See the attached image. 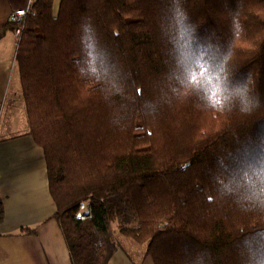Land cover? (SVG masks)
Instances as JSON below:
<instances>
[{"label": "trees", "instance_id": "trees-1", "mask_svg": "<svg viewBox=\"0 0 264 264\" xmlns=\"http://www.w3.org/2000/svg\"><path fill=\"white\" fill-rule=\"evenodd\" d=\"M224 2L184 0L202 32L228 37ZM227 3L239 6L244 28L236 67L252 73L264 99V0ZM164 9L163 0H60L54 12L53 0H33L25 18L15 66L70 264H107L118 246L110 231L116 220L153 264H201L197 253L205 251L211 259L203 264H241L234 238L264 225V213L245 212L232 198L207 199L215 195L208 168L216 153L233 134L260 131L264 108L242 116L175 102L158 34ZM82 23H94L112 50L119 95L79 77ZM83 204L89 215L79 219ZM3 214L0 199V222Z\"/></svg>", "mask_w": 264, "mask_h": 264}, {"label": "clouds", "instance_id": "clouds-1", "mask_svg": "<svg viewBox=\"0 0 264 264\" xmlns=\"http://www.w3.org/2000/svg\"><path fill=\"white\" fill-rule=\"evenodd\" d=\"M163 3L158 34L175 102L194 101L204 111L238 112L242 116H252L264 108L252 73H239L235 63L236 42L244 31L239 6L232 9L225 0L230 35L223 37L215 29L202 32L184 0ZM78 41L80 53L75 67L79 77L100 91L108 89L111 95H119L120 89L112 77L113 52L102 42L94 23L79 25ZM208 176L215 189V195L207 197L209 202L217 197L232 198L245 212L251 209L264 213V127L254 136L233 134L231 142L216 153ZM233 246L241 264H264V225L240 230ZM206 257L210 260L211 253H197L201 264Z\"/></svg>", "mask_w": 264, "mask_h": 264}, {"label": "crops", "instance_id": "crops-1", "mask_svg": "<svg viewBox=\"0 0 264 264\" xmlns=\"http://www.w3.org/2000/svg\"><path fill=\"white\" fill-rule=\"evenodd\" d=\"M33 0H0V264H70L49 194L42 149L29 134L15 66L17 41L9 17ZM60 0H53L56 12ZM21 229L34 233H20ZM118 244L107 264H153Z\"/></svg>", "mask_w": 264, "mask_h": 264}, {"label": "rangeland", "instance_id": "rangeland-1", "mask_svg": "<svg viewBox=\"0 0 264 264\" xmlns=\"http://www.w3.org/2000/svg\"><path fill=\"white\" fill-rule=\"evenodd\" d=\"M81 208V207H80ZM136 224V223H135ZM119 220H116L110 224V231L115 239V241L122 246L133 259L137 258L138 251L144 252L145 250V245L144 244H138L134 242L131 238L124 236L119 233L118 228H119ZM129 226H134L133 222L129 223Z\"/></svg>", "mask_w": 264, "mask_h": 264}, {"label": "built area", "instance_id": "built-area-1", "mask_svg": "<svg viewBox=\"0 0 264 264\" xmlns=\"http://www.w3.org/2000/svg\"><path fill=\"white\" fill-rule=\"evenodd\" d=\"M30 6L31 4L26 9H18V10L13 11L9 17V24L14 27L13 33H14V36L17 42L20 37L21 30L25 22V18L29 13ZM88 215H89L88 205L83 204L79 212L77 213L76 217L79 219H84Z\"/></svg>", "mask_w": 264, "mask_h": 264}, {"label": "bare ground", "instance_id": "bare-ground-1", "mask_svg": "<svg viewBox=\"0 0 264 264\" xmlns=\"http://www.w3.org/2000/svg\"><path fill=\"white\" fill-rule=\"evenodd\" d=\"M84 211V210H83Z\"/></svg>", "mask_w": 264, "mask_h": 264}]
</instances>
